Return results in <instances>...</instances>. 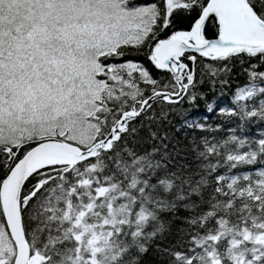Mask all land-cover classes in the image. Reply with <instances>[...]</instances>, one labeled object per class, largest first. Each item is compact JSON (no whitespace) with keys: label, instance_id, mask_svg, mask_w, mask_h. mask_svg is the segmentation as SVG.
<instances>
[{"label":"snow or ice","instance_id":"6c2138e0","mask_svg":"<svg viewBox=\"0 0 264 264\" xmlns=\"http://www.w3.org/2000/svg\"><path fill=\"white\" fill-rule=\"evenodd\" d=\"M0 264H264V0H0Z\"/></svg>","mask_w":264,"mask_h":264}]
</instances>
